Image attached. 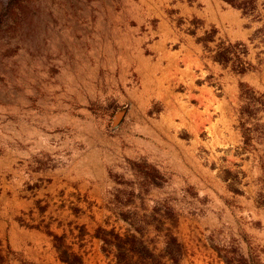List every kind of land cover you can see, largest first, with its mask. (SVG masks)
<instances>
[{"label": "rangeland", "instance_id": "obj_1", "mask_svg": "<svg viewBox=\"0 0 264 264\" xmlns=\"http://www.w3.org/2000/svg\"><path fill=\"white\" fill-rule=\"evenodd\" d=\"M196 1L15 0L14 11L0 18V216L50 220L56 231H68L67 242L86 264H110L93 233L100 225L128 228L108 202L129 184L132 196L124 200L137 217L155 213L158 200L175 208L183 264H227L210 236L227 248L226 257L242 256L249 264L231 242L249 249L236 217L247 204L244 186L263 189L264 203V125L255 144L259 168L254 155L239 153L240 145L205 152L180 123L193 106L184 94L192 85L179 70L183 53L178 43H160L162 22L186 31L200 23L188 10ZM258 11L246 16L255 41L223 34L215 43L214 57L241 73L252 67L253 55L264 74V8ZM202 28L207 44L217 29ZM257 89L254 98L264 100V87ZM257 109L263 124L264 107L256 106L255 115ZM145 163L158 183L140 170ZM158 215L171 222L164 211ZM253 219H246L250 233ZM146 233L160 251L156 225ZM38 251L26 259L67 264L48 249L46 256Z\"/></svg>", "mask_w": 264, "mask_h": 264}, {"label": "crops", "instance_id": "obj_2", "mask_svg": "<svg viewBox=\"0 0 264 264\" xmlns=\"http://www.w3.org/2000/svg\"><path fill=\"white\" fill-rule=\"evenodd\" d=\"M259 2V7L264 8V0H259ZM230 4L226 0H197L188 6L190 15L198 19L200 23H204L205 26L216 27L214 38L209 39L207 44L203 38L200 39L204 35L203 24L199 23L194 26L193 30L186 31L172 22H162L160 43L167 45L170 40L173 43H178V51L183 53L181 58L185 60V64L179 70L184 73L182 79H188L192 85L191 90L184 94L193 99V106L189 108L191 117L183 112L184 118L180 123L191 133V140L198 143L199 146L201 145L202 149L210 154L213 153V150H217V153L225 152L240 145L239 147H244V149L239 153L254 155L253 166L259 168L261 150L259 144H257L258 147L255 144L256 141H260L261 125H264V122L261 124L260 110L257 109L255 115L254 109L260 105L264 107V100L255 99L253 95L257 92V88L264 87V74L255 64L257 59L253 55L249 56L252 67L243 73L234 70L231 63L224 64L214 57L215 46L223 34L232 39L244 38L245 35H247V39L252 41L256 39L252 23H247L246 19V16L252 15L244 13L243 9L232 4L230 7ZM259 11L257 10V12ZM230 13L235 14L233 20H230ZM259 19L256 18V20ZM256 20L251 19L252 22ZM157 77L159 78V75ZM173 125H176L174 120ZM199 146L195 152L200 150ZM136 177L141 180L143 186L144 175L138 174ZM128 186L129 184H124L118 188L113 197L109 199L108 204L117 219L129 227L130 224L117 212L121 207L130 211L126 207L128 202L124 200L125 197L132 196V191L127 188ZM124 191L126 192L124 193ZM262 192L263 189L258 188L256 184H253L252 187L244 186L241 196L247 204L236 212L237 227L249 249L242 251L236 239H233L231 243L238 248L237 253L242 252L249 256V260L251 259L249 264H264V203L261 202ZM160 203L171 205L169 200H158L157 204ZM230 204L233 206L232 201ZM174 212H176L175 208ZM250 214L254 217L251 222L253 233H250L251 231L246 224L247 216ZM176 218L177 226H179L178 216ZM64 222L59 223V227L64 226ZM53 224L50 220L29 222L22 217L0 216V264H37L34 260L26 258L27 253H34L38 249L40 251H38V255L45 250L46 256L48 249V255L54 252L62 261L58 256L53 237L55 233H58L66 235L68 239L69 233L68 231H56L57 228ZM98 227H96L95 232ZM93 234L102 245V240L95 233ZM250 234L256 236L260 243H254ZM209 240L211 246L220 256L216 246L221 244L213 236H210ZM220 257L222 258V256ZM222 260L224 261L223 258Z\"/></svg>", "mask_w": 264, "mask_h": 264}, {"label": "trees", "instance_id": "obj_3", "mask_svg": "<svg viewBox=\"0 0 264 264\" xmlns=\"http://www.w3.org/2000/svg\"><path fill=\"white\" fill-rule=\"evenodd\" d=\"M232 5L243 9L246 14H254L259 7V0H226ZM2 11V9H5ZM16 8L15 0H9L6 4H0V18L5 13H11ZM1 20V19H0ZM0 24H2L0 22ZM148 181L159 182L160 177L156 170L148 163L139 166ZM126 191H124L125 193ZM164 211L170 218L168 224L165 219L159 217L158 213ZM118 214L130 225L121 230L115 227L108 228L100 226L95 234L102 240V250L109 257L110 264H183L185 254L184 243L179 239L174 227L177 226V218L174 208L168 203L157 204L155 213L143 218L137 217L135 213L118 209ZM155 224L156 229L162 234L164 245L160 251L156 250L152 239L146 233L148 226ZM54 244L59 258L67 264H86L81 253L72 249L67 242L66 235L54 234ZM220 254L226 259L227 264H245L247 260L242 256L226 257L227 248L216 246Z\"/></svg>", "mask_w": 264, "mask_h": 264}]
</instances>
